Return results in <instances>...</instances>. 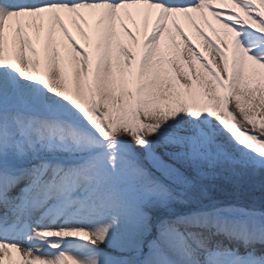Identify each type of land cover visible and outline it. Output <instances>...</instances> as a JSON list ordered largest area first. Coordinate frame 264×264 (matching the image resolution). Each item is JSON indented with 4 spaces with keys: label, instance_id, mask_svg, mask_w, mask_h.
Instances as JSON below:
<instances>
[{
    "label": "snow or ice",
    "instance_id": "obj_1",
    "mask_svg": "<svg viewBox=\"0 0 264 264\" xmlns=\"http://www.w3.org/2000/svg\"><path fill=\"white\" fill-rule=\"evenodd\" d=\"M248 110L264 0H0V264H264V210L212 194L264 169Z\"/></svg>",
    "mask_w": 264,
    "mask_h": 264
},
{
    "label": "rangeland",
    "instance_id": "obj_2",
    "mask_svg": "<svg viewBox=\"0 0 264 264\" xmlns=\"http://www.w3.org/2000/svg\"><path fill=\"white\" fill-rule=\"evenodd\" d=\"M264 179V169L259 175L249 174L242 181V188L237 192L230 185L223 181L216 182V188L212 194L225 202L236 203L245 207H255L257 210H264V186L261 180Z\"/></svg>",
    "mask_w": 264,
    "mask_h": 264
},
{
    "label": "bare ground",
    "instance_id": "obj_3",
    "mask_svg": "<svg viewBox=\"0 0 264 264\" xmlns=\"http://www.w3.org/2000/svg\"><path fill=\"white\" fill-rule=\"evenodd\" d=\"M232 6L234 7V5H232ZM238 11H239V9H238ZM241 16H244V13L243 12H241ZM245 18H247V17H245ZM181 24H182V26L185 27V29L187 31H189V33L191 35H193V37L197 41V43L201 45V48L203 50H205V55H208L209 58L211 59L212 58L211 49H208L207 48V46L204 44V41L195 33L194 29L190 26L189 22H187L185 20H181ZM201 24L203 25V22L202 21H201ZM212 24H213L214 27H216L218 29L221 27L218 24V22H216L214 19L212 20ZM203 26L207 27V25H203ZM70 28H71V30H73L75 32V26L74 25H71L70 24ZM208 30H209V34L210 35H213L214 38H218V37H216V34L211 31V29H208ZM223 35H224V32L221 29L220 36H223ZM243 39H244V41L246 43H249V44L255 43V41H256V38L254 36H252V35H249L247 32L244 34ZM180 43H181V47H183L182 41H180ZM184 63L186 65V67H191L192 64H193L192 58L188 55V53L186 51H185V54H184ZM197 67H198V65H197ZM229 107L233 109V111L235 113V118L241 122V125L243 127H246V128H250L251 127V125H249V124H247V123L244 122V120H243V115L244 114H242L238 109H236V107H235V100L234 99L230 102ZM248 115L254 116V117H258V118H264V114H260V113L254 111V110H248ZM106 251H110V250L109 249H106ZM21 254L22 253L18 254L15 250H13L12 264H20V261L18 259V256L21 255ZM5 264H8V258H7V256L5 257Z\"/></svg>",
    "mask_w": 264,
    "mask_h": 264
}]
</instances>
